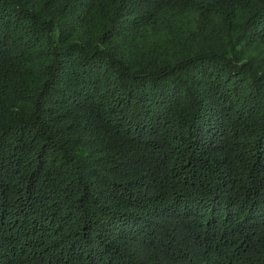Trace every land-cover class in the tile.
I'll return each mask as SVG.
<instances>
[{
    "label": "trees",
    "instance_id": "16d2710c",
    "mask_svg": "<svg viewBox=\"0 0 264 264\" xmlns=\"http://www.w3.org/2000/svg\"><path fill=\"white\" fill-rule=\"evenodd\" d=\"M0 264H264V0H0Z\"/></svg>",
    "mask_w": 264,
    "mask_h": 264
}]
</instances>
